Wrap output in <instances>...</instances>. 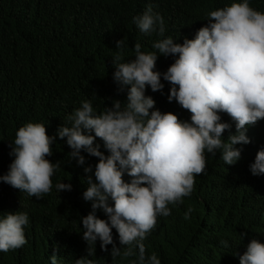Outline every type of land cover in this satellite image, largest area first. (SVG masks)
<instances>
[{
    "label": "trees",
    "instance_id": "trees-1",
    "mask_svg": "<svg viewBox=\"0 0 264 264\" xmlns=\"http://www.w3.org/2000/svg\"><path fill=\"white\" fill-rule=\"evenodd\" d=\"M242 0H0V175L8 171L14 157L8 143L27 123L45 125L47 135L55 137L49 161H59L51 177L52 189L42 198L29 196L0 181V218L8 213L24 212L29 217L24 228L27 243L19 249L0 251V264H75L86 257L95 264H132L136 256L113 258L112 245L102 251L97 240L91 256L82 239L81 218L92 212L91 201L83 199L86 175L94 178L97 157L85 156V164L69 160L71 149L66 138L56 136L61 126H70L67 116L89 101L99 114L113 100L125 101L127 89L118 91L113 81L112 57L116 41L125 39L121 62L134 59L132 49L156 51L152 44L171 37L176 43L193 39L206 26L208 13ZM250 7L264 13V0H248ZM151 5L153 13L163 17L164 36L145 35L132 22ZM177 57L158 56L156 71L165 72ZM163 92L146 89L155 96L161 113L178 116V104L168 102L170 85L161 77ZM152 111V110H150ZM178 118L189 121L190 113L180 109ZM221 122L231 125L222 138L235 132V124L226 114ZM94 135V133H92ZM250 143L234 145L241 156L234 165H226L220 153L206 155V169L194 177V191L183 202L169 205V216H158L155 228L143 241L146 256L155 253L160 264H239L251 239L264 244V174L253 175L250 165L257 151L264 149V120L249 126ZM99 150L108 155L97 138ZM91 165L93 173L85 174ZM125 182L130 177L123 176ZM70 183L71 191L57 192V183ZM192 211L185 219V213ZM95 215L107 220L102 210ZM113 240L120 247L118 234ZM241 234H245L241 238ZM226 242V245L225 243ZM123 250V249H122Z\"/></svg>",
    "mask_w": 264,
    "mask_h": 264
},
{
    "label": "clouds",
    "instance_id": "clouds-1",
    "mask_svg": "<svg viewBox=\"0 0 264 264\" xmlns=\"http://www.w3.org/2000/svg\"><path fill=\"white\" fill-rule=\"evenodd\" d=\"M207 21L193 39L185 38L183 43L171 37L159 39L152 44L156 51L149 52L141 51V44L135 43V57L127 62H121L125 39L116 41L113 81L118 91L127 89L125 101L113 100L112 106L99 114L85 101L67 116L70 126L57 129L56 136L66 138L71 149L69 160L84 165L81 151L98 158L94 173L91 165L83 168L95 178L85 177L83 199L92 202V212L80 221L88 256L99 240L102 251L112 245L113 258L136 256L132 264H160L155 253L146 256L143 243L155 228L157 217L169 216V205L182 203L194 191V177L206 169L205 153L215 157L219 152L226 165H234L241 156V149L234 145L250 143L247 128L264 120V13L242 0L209 12ZM132 22L145 35L164 36V19L153 13L151 5ZM160 55L177 57L163 73L155 70ZM161 77L170 85L168 102L178 104V116L181 108L187 110L189 121L154 110L159 101L145 92L150 88L162 93ZM222 113L235 124V132L226 140L222 136L231 125L221 122ZM97 138L108 155L99 150ZM54 140L43 124L20 127L14 141L8 143L9 155L14 158L0 181L37 199L49 194L51 177L60 167L59 161L46 159L53 155ZM250 171L264 174V149L257 151ZM125 174L130 182L123 179ZM55 188L59 193L71 191L72 186L60 182ZM97 209L107 220L97 218ZM191 211L189 208L185 219ZM28 222L24 212L0 218V251L19 249L27 243L24 228ZM113 229L120 247L114 243ZM50 259L56 264L55 255ZM75 264L95 262L81 257ZM239 264H264V244L251 239L239 256Z\"/></svg>",
    "mask_w": 264,
    "mask_h": 264
}]
</instances>
